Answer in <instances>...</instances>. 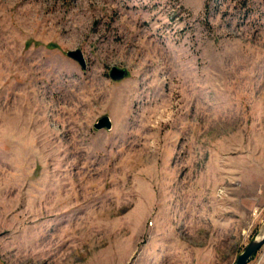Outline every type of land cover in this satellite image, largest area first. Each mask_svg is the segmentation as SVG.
Wrapping results in <instances>:
<instances>
[{
    "label": "rangeland",
    "instance_id": "obj_1",
    "mask_svg": "<svg viewBox=\"0 0 264 264\" xmlns=\"http://www.w3.org/2000/svg\"><path fill=\"white\" fill-rule=\"evenodd\" d=\"M205 1L0 0V264H235L263 233L264 0Z\"/></svg>",
    "mask_w": 264,
    "mask_h": 264
},
{
    "label": "water",
    "instance_id": "obj_2",
    "mask_svg": "<svg viewBox=\"0 0 264 264\" xmlns=\"http://www.w3.org/2000/svg\"><path fill=\"white\" fill-rule=\"evenodd\" d=\"M67 56L74 61L78 62L82 69H85V61L79 50L70 51L67 53ZM127 76V71L125 69H119L113 67L109 72V77L112 81H121ZM94 130H107L112 129V123L108 116H103L98 119L93 125ZM264 245V231L263 233L253 241H251L242 253L237 257L235 264H247L250 259L261 249Z\"/></svg>",
    "mask_w": 264,
    "mask_h": 264
},
{
    "label": "trees",
    "instance_id": "obj_3",
    "mask_svg": "<svg viewBox=\"0 0 264 264\" xmlns=\"http://www.w3.org/2000/svg\"><path fill=\"white\" fill-rule=\"evenodd\" d=\"M208 7H209V0H206L205 1V11L207 12L208 10Z\"/></svg>",
    "mask_w": 264,
    "mask_h": 264
},
{
    "label": "bare ground",
    "instance_id": "obj_4",
    "mask_svg": "<svg viewBox=\"0 0 264 264\" xmlns=\"http://www.w3.org/2000/svg\"><path fill=\"white\" fill-rule=\"evenodd\" d=\"M262 234V233H261Z\"/></svg>",
    "mask_w": 264,
    "mask_h": 264
}]
</instances>
